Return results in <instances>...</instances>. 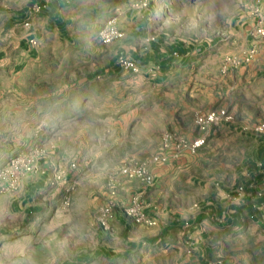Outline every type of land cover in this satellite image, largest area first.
<instances>
[{"label":"rangeland","instance_id":"rangeland-1","mask_svg":"<svg viewBox=\"0 0 264 264\" xmlns=\"http://www.w3.org/2000/svg\"><path fill=\"white\" fill-rule=\"evenodd\" d=\"M144 1L147 32L136 38L132 23L118 25V7ZM10 3L21 0H0V264H264L260 194L251 199L256 215L210 233L199 262L163 250L162 241L115 243L110 222L100 223L139 192L120 187L132 178L122 165L146 160L161 138L173 139L180 121L193 117L201 131L199 116L226 110L216 125L234 127L236 142L212 143L211 156L227 150L228 163L199 160L222 174L231 161L239 172L241 155L264 141V0H85L68 14L73 21L103 18L100 25L86 30L90 24L74 22L68 39L34 37L30 55L20 53L12 22L2 25ZM155 40L161 53L177 51L167 65L104 70L128 46L139 52ZM13 157L21 161L8 186L4 166ZM259 173L263 180L264 168ZM38 175L46 184L33 193L32 212L4 210L1 203Z\"/></svg>","mask_w":264,"mask_h":264},{"label":"crops","instance_id":"crops-1","mask_svg":"<svg viewBox=\"0 0 264 264\" xmlns=\"http://www.w3.org/2000/svg\"><path fill=\"white\" fill-rule=\"evenodd\" d=\"M71 1L72 5L69 4ZM83 1L85 0H21L18 6L10 3L8 5L10 8L4 11L2 25L8 21L12 22V28L18 31L17 45L20 53L27 51V55H30L33 45L29 44V37L40 40L51 32L58 39H68L72 37L74 22L90 24L86 26V30L93 28L94 25H100L103 18L95 17L89 20L82 18L73 21V16L68 14L69 10L80 6ZM33 5H38V10H31ZM141 8L143 5L118 7V25L124 26L121 21L132 23L130 34L136 38L143 37L147 32L146 19L149 7L142 10ZM79 12L74 17L78 16ZM25 19L30 20L29 26L23 25ZM139 49L143 51L137 52L134 46H128L125 52L140 65L147 63V68L141 71L143 73L159 69L160 64L167 65L170 61L169 56L177 54V51L170 52L169 47H165L164 53H161L156 40L149 42L148 47ZM154 60H158V63H152ZM108 69L115 71L121 68L114 60L104 68L106 72ZM233 128L224 121L220 125H212L207 131H200L196 129L192 117L189 122L187 120L181 124L180 121V124L174 127L176 134L172 140L167 142L161 138L157 147L145 156L146 160L154 155H169L177 138L183 137L191 141L200 134L207 136L205 143L195 151L182 147L178 149L175 157L168 156L166 160L158 162L149 161L146 181L138 178L122 180L120 187L123 190L130 192L135 189L142 194L145 209L155 216L156 223L152 226L134 223L123 214L122 209L114 212L113 217L109 219L111 224L109 232L114 233L117 238L115 243L121 239L125 240L127 245L143 240L149 244L162 241L166 245L163 250L171 248L177 255L181 256L183 253L186 259H196L199 262L203 261L205 240L212 231L220 230L223 225L234 224L245 215L250 217L256 215L257 210L253 209L252 213L251 199L256 200L258 198L256 194H260V198L264 200V179H260L259 173L264 168L263 140L257 139L254 147L249 149L250 154L241 155L239 172L232 161L228 174H222L221 170L215 168L216 166L205 168L199 163L201 157L208 159V162L221 161L223 164L222 160H225L228 163V151H221L215 159L212 157L211 145L226 143L229 146L235 143ZM45 184L42 175L27 180L19 197L9 198L1 205L4 206V210L21 207L22 211L28 214L35 207L33 193Z\"/></svg>","mask_w":264,"mask_h":264},{"label":"built area","instance_id":"built-area-1","mask_svg":"<svg viewBox=\"0 0 264 264\" xmlns=\"http://www.w3.org/2000/svg\"><path fill=\"white\" fill-rule=\"evenodd\" d=\"M146 2L144 1L141 5H145ZM31 10H38V5H33ZM24 26L30 25V20L25 19L23 21ZM111 26V20H107L105 23V26L98 32L100 35L103 34V32ZM28 42L30 45H34L36 43V40L34 37H29ZM116 64L124 71H131V72H140L141 67L140 64L133 58H131L126 53L120 52L116 57ZM227 112L223 108L213 109L211 111H208L198 118V123L200 124L201 131H207L212 125H216L219 123V121L226 119ZM259 129L262 127L259 126ZM170 136L165 138L167 141ZM205 143V135L198 136L191 141H187L185 139L177 138L174 140V147L172 152L169 155H154L149 160H142L137 161L133 163L123 164L121 167V172L125 174L126 176L132 177V178H138L141 181H146L148 176V162H158L166 160L168 156L175 157L178 153V149L182 147H187L191 151H195L198 147L202 146ZM166 145V144H165ZM21 159L18 157H13L7 162V164L4 166L5 171L11 170V182L8 184V186H11L16 181V173L19 169ZM123 214L129 218L134 223L138 224H144L147 226L155 225L156 218L155 216L148 213L145 209V202L142 198V194L140 192H137L133 194L123 207H122ZM110 215L108 210L105 211L101 218L100 223L103 225V227H107L109 224Z\"/></svg>","mask_w":264,"mask_h":264}]
</instances>
